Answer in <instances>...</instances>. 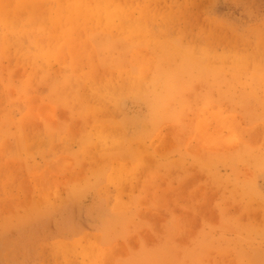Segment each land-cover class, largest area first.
Masks as SVG:
<instances>
[{
  "label": "rangeland",
  "instance_id": "1",
  "mask_svg": "<svg viewBox=\"0 0 264 264\" xmlns=\"http://www.w3.org/2000/svg\"><path fill=\"white\" fill-rule=\"evenodd\" d=\"M17 1L0 264H264V0Z\"/></svg>",
  "mask_w": 264,
  "mask_h": 264
},
{
  "label": "bare ground",
  "instance_id": "2",
  "mask_svg": "<svg viewBox=\"0 0 264 264\" xmlns=\"http://www.w3.org/2000/svg\"><path fill=\"white\" fill-rule=\"evenodd\" d=\"M17 1V0H16ZM18 2V1H17ZM16 3V2H15ZM110 7V5H109ZM113 7H116V5H113ZM70 8H73L74 9V12H72L73 14H75L76 12H78L81 8H85L83 6V4H81V0H74L73 1V5L70 7ZM0 10L3 11V13L0 11V25L3 26V28L6 29V37L7 38H14V39H17L19 36L20 38L23 37L25 39V45H28L30 44L31 42H34L36 40V38L41 34L39 29L35 26H41V22H38L36 23V21L38 19H36V17H33V16H26L24 17L23 15L21 16H17V15H9L5 9H1L0 7ZM30 10V8H29ZM31 11V10H30ZM38 12V11H36ZM111 12V11H110ZM113 13H115V10H112ZM111 12V13H112ZM65 13H67L66 11L64 13H58L56 10H51L48 12V16L47 18L49 19V23H52V22H58V24L60 26H64L65 23H63L62 21L64 19H68L67 16ZM81 16V15H80ZM116 16V15H115ZM11 17H14L13 20H9ZM69 17V16H68ZM120 20V19H119ZM105 22V20H104ZM109 22V21H108ZM115 22V21H114ZM7 24L8 25H11L10 26L12 28V32L10 31V29L7 28ZM44 24V22H43ZM101 24V23H99ZM116 24V23H114ZM95 25V24H94ZM45 26V25H44ZM99 26V25H98ZM113 26V25H112ZM116 28V27H115ZM46 29V28H45ZM101 29V28H99ZM107 29V28H106ZM114 29V28H113ZM34 30L36 31L35 34L34 33ZM105 30V28H104ZM45 31V30H44ZM40 33V34H39ZM104 33V32H103ZM20 34V35H19ZM106 34V33H105ZM111 36V35H110ZM118 36V35H117ZM114 37V36H113ZM125 38V37H124ZM25 50V49H24ZM39 51V50H38ZM40 52V51H39ZM37 53V52H35ZM28 56L31 58V59H35V56H33L29 53H27ZM39 58V57H38ZM43 59V58H42ZM49 59V58H48ZM120 88V87H119ZM114 92V90L112 89H105L103 90V93H106L108 94L109 96L111 95V93Z\"/></svg>",
  "mask_w": 264,
  "mask_h": 264
}]
</instances>
